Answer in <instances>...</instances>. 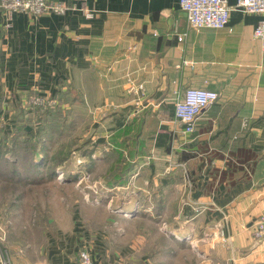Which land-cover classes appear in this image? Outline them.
I'll list each match as a JSON object with an SVG mask.
<instances>
[{"label": "crops", "instance_id": "obj_1", "mask_svg": "<svg viewBox=\"0 0 264 264\" xmlns=\"http://www.w3.org/2000/svg\"><path fill=\"white\" fill-rule=\"evenodd\" d=\"M48 1L67 10L0 14L3 112L9 96L16 110L30 92L71 90L83 100L73 106L101 92L109 95V136L116 116L126 123L149 110L172 140L169 151L154 147L144 156L126 186L109 189V209L117 212L107 247L102 237L61 236L48 240L41 264H80L82 250L95 264H264V237L251 233L264 212V52L253 38L264 16L226 0L227 28L195 31L179 0ZM127 80L142 88L128 91ZM187 88L219 98L183 137L173 104ZM179 155L182 162L158 167ZM144 216L166 232L148 246L129 230L146 231Z\"/></svg>", "mask_w": 264, "mask_h": 264}, {"label": "rangeland", "instance_id": "obj_2", "mask_svg": "<svg viewBox=\"0 0 264 264\" xmlns=\"http://www.w3.org/2000/svg\"><path fill=\"white\" fill-rule=\"evenodd\" d=\"M91 96L89 92L84 105L63 107L64 112L69 110L65 113L64 126L60 124L62 118L57 117L48 121L47 136L39 129L31 132L37 155L30 158L21 149L17 156L5 151V160L0 158L1 248L14 264H41L48 240H58L61 236L79 234L86 236L87 242L93 236L102 237L107 247L109 241L105 236H109V217L117 212L112 206L109 209V189L103 186L102 180L112 161L109 95L96 92ZM15 101V97L9 96L5 100L7 112L0 113L3 134L12 132L11 118L18 110L9 107V103ZM50 104L59 106L57 100ZM102 106H106V111ZM97 108L100 109L96 111ZM26 109V114L32 115L31 110ZM98 143L103 144V148L96 150L92 158L81 154L83 148L89 154L90 148ZM65 147L67 152L63 154ZM63 156L66 160L56 165ZM178 162H182L180 155L171 162H161L158 167L166 168ZM147 220L146 231L142 227L134 230V225H129V230L133 236L145 235L148 246L157 234L166 232L160 221L151 217Z\"/></svg>", "mask_w": 264, "mask_h": 264}, {"label": "trees", "instance_id": "obj_3", "mask_svg": "<svg viewBox=\"0 0 264 264\" xmlns=\"http://www.w3.org/2000/svg\"><path fill=\"white\" fill-rule=\"evenodd\" d=\"M37 96L44 95H41L39 92H30L26 99L28 101L24 106L25 110H27L26 108L31 110L32 115L26 114L25 110L17 106L16 110H18V113L11 118L13 124L11 134H3L0 131V158L5 160V151L11 155L13 154V156H17L21 149H24L30 158L37 155L36 143L33 141L31 132L39 129L43 131V136H47L46 130L49 120L61 117L62 122L60 124L64 126L65 113L69 111L65 110L64 112V105L71 107L83 104L81 95L71 92V90L69 92H55L53 95L45 97L46 101L57 100L59 106L55 107L48 104L42 106L33 105L31 99ZM0 113H6L3 112L1 100ZM170 114H172L171 111ZM113 115L116 116V114ZM114 119L116 121V131L109 136L112 161L109 164L107 173L102 177L103 186L107 189L126 186L141 159L150 154V151L154 147H161L169 151L172 140L167 129L162 125L158 126L157 119L149 110L135 116L130 122L125 123V118L122 114L118 115V117L116 116ZM99 148L102 149L103 144L98 143L92 146L89 154L86 153V148H83L81 149V154L90 159ZM66 152L67 149L65 147L63 154H66ZM65 160V156L60 157L61 163L59 162L56 165L62 164Z\"/></svg>", "mask_w": 264, "mask_h": 264}, {"label": "built area", "instance_id": "obj_4", "mask_svg": "<svg viewBox=\"0 0 264 264\" xmlns=\"http://www.w3.org/2000/svg\"><path fill=\"white\" fill-rule=\"evenodd\" d=\"M180 10L185 14L188 27L199 31L203 29L222 30L227 28L231 8L226 0H179ZM235 9L244 14H258L264 16V0H236ZM67 10L60 2L48 0H0V14L24 13L39 17L43 14L63 15ZM87 17H91L87 14ZM185 33L178 36L177 41L182 42ZM253 38L258 41L264 52V21L257 24L253 30ZM128 91L141 89V85H134L127 80ZM46 96H37L31 99L33 105H51L54 101H46ZM218 94L207 89L187 88L182 96L173 104L174 120L182 126V136L194 133L196 120L210 105L218 101ZM4 124L0 117V126ZM0 228V264H13L12 260L3 252V241ZM251 233L255 240L264 237V212H262L251 226ZM264 260V257H263ZM80 264H95L86 250L79 252Z\"/></svg>", "mask_w": 264, "mask_h": 264}]
</instances>
